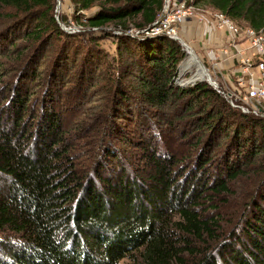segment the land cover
Here are the masks:
<instances>
[{
	"label": "trees",
	"instance_id": "1",
	"mask_svg": "<svg viewBox=\"0 0 264 264\" xmlns=\"http://www.w3.org/2000/svg\"><path fill=\"white\" fill-rule=\"evenodd\" d=\"M55 1L0 0V16L7 9L16 11L12 22L0 28L1 88L2 58L12 55L20 40H32L33 56L48 38L60 44L41 95L33 88L38 71L29 66L32 74L22 70L12 82L18 87L3 98L11 100L6 105L0 101V173L8 180L0 189V232L13 234L0 237V264H264V189L254 195L252 209L238 227L223 238L221 218L201 213L210 195L229 193V181L244 167L264 161V118L233 107L208 81L174 84L187 54L176 39L150 29L164 0H72L78 10L98 6L81 16L82 24L102 28V40L112 37L119 60L125 53L131 57L136 94L123 80V65L114 82L120 102L127 108L135 103L140 114L134 134L123 131L117 138L123 145L108 142L95 162L83 163L68 143L67 116L61 112L60 94L69 90L56 89L70 73V40L77 37L91 48L86 47L89 56L83 62L95 66L90 51L100 38L64 30L54 14ZM192 4L264 32V0ZM112 25L120 32L106 31ZM132 26L141 33L129 32ZM16 52L25 55L23 49ZM81 79L73 99L84 95L78 90ZM151 107L160 118L153 128L142 116L148 117ZM167 108L179 123L169 118ZM190 142L199 153L198 167L188 179L179 167L185 163L182 148ZM211 166H216L217 177L202 175Z\"/></svg>",
	"mask_w": 264,
	"mask_h": 264
},
{
	"label": "rangeland",
	"instance_id": "2",
	"mask_svg": "<svg viewBox=\"0 0 264 264\" xmlns=\"http://www.w3.org/2000/svg\"><path fill=\"white\" fill-rule=\"evenodd\" d=\"M55 6V17L58 19L61 26L62 24L64 25V30L70 33H89L90 35H95L100 38H98V47L97 45H93L94 50L90 51L93 52L90 55L93 56V61H96L95 66L93 63L88 66L84 65V58L89 56L88 54V56H85V53L87 52V46L85 47L82 41L77 37L70 40L69 45L71 50L69 53H67L69 58L68 65L70 66V73L67 81L63 83V86L60 83L57 85L56 89L59 93L62 91L61 89L69 90V92L65 95L64 93L62 94V92L60 95L62 97L61 112H65V116H67L65 120V130L69 134L68 143L73 146L72 152H79V157L82 159L83 163H90L94 159L92 161L93 163L101 156L103 152L102 147H104V145H106L108 142L114 144L117 143L119 144V146L123 145L122 141L117 139L120 137L119 135L122 134L123 131V134L130 133L133 135L135 126L138 127L137 125H135V122L137 121L136 117L138 118L140 114H136L135 110L137 108L135 103L133 104L134 106L128 105L130 111H135V117L132 116L134 117V122H132L130 120L131 114H129L128 112L129 109L125 104L120 102L118 91L120 87H117L114 82V78L117 77L116 70L119 69L121 65H123L124 67L122 71L126 70L127 73H122L123 75L126 74L124 76L126 79L123 78V80L124 82H127L129 88H132V93L136 94L137 90L135 88L137 87V79L136 75L134 74V71L136 70L135 68H133V63H131V57L129 56V54L125 53L124 55H122L120 60L119 56H116L118 55V50L115 44V40H113L112 37L104 38L102 40V28H90L88 25H85L86 23L82 24L81 16L83 14L85 15V13L87 14L88 12L93 13L95 10H97L98 6H94L89 11L78 10L77 6L72 0H56ZM216 12L217 11H214L212 9L195 8V14L192 17L196 18L199 24H201L199 18L203 17L206 20H204L202 24H209L211 18L215 16ZM15 15L16 11L7 9L4 12V15L0 16V28L10 24ZM160 16L158 17V19L160 18ZM62 18H65L64 22ZM65 22L68 24H66ZM131 28L135 29V26H132ZM117 29V27L112 25L109 26L106 31H111L112 33L116 34L118 32ZM211 33L213 32L211 31ZM186 34L181 31V33H179V36L181 35V38H183L191 47V55L194 54L195 56H197L199 62H202L200 63L203 64L205 70L209 72L210 77L212 78L211 81H215L218 88L216 85L212 86L216 90H220L222 95H227V92L232 88V84H237V79L236 76H233L231 74V65H228V69H222L220 65H216L212 62V60H210L212 52L217 50V48L215 47L220 45L213 46L211 42L203 43L201 40H197V35H193L191 37L188 36L187 39L185 37ZM48 35L49 33H46L45 37H49ZM206 38H208V36H206ZM177 41L180 42V40ZM35 45H37V43ZM56 45H60L57 39L48 38L45 45L40 47L36 52V55L33 56V49L31 50V47H33L32 40L24 38L18 42V47H15L14 53H12V55L10 53L6 57L2 58V60L4 61V65L1 70V73L3 74V84L2 88L0 86V101H4V105H6L11 100V98L7 99L6 101L3 98L9 96L10 91L15 86L18 87L19 84L14 85L12 84V82L17 79L22 70L24 71V73L28 72V74H32V70L34 69L35 71L37 69L39 75L36 76L35 85L33 86V88L36 89L35 95L39 96L42 94V91H44L46 87V85L44 84V79L51 73L50 69L52 67L53 60L55 59L56 50L58 49L56 48ZM88 48L90 47L88 46L87 49ZM102 48L104 50H102ZM182 48L184 49L185 47L182 45ZM21 49L25 50L24 56H20L16 52L21 51ZM184 51L187 54V51ZM188 57L189 55L187 54V57L181 63H179L177 67V71L173 80L174 84L178 86L187 87L195 85L201 81H206L197 79L198 77L203 76L202 74H199L200 67L198 63H191V65L184 64L182 66V63ZM102 59L105 61L103 66L102 64H100L102 62ZM29 66L32 70L29 69ZM89 73L90 77H88ZM193 75H195V81L192 83L189 82V80L192 79ZM79 76H81L82 78L81 80L83 81V86L81 84V87L83 88L78 90H81L84 95L82 96V99H73L71 97L73 96L74 91H77L74 86L78 84ZM71 87L72 89H70ZM138 102H140L139 99ZM144 107L146 108V111L149 109L147 106ZM115 108L117 111L115 110ZM140 108L142 109L141 102ZM151 109L153 112L151 113V111L149 110L148 117L146 113H142V116L147 118L148 122L153 128L154 126H158V121H160V118H157L156 116V109L154 107H151ZM168 111L170 114L169 118L172 119L175 124L179 123V118H177L176 116L177 114H173L171 109H169ZM122 113H124L126 117L122 116L124 115ZM168 124L169 122L166 121L165 125ZM33 126H36V123H34ZM120 127H123L124 129H120ZM150 129H146V132H150ZM194 129L196 130L197 128L194 127ZM139 131L141 132L142 130H140L139 128ZM152 134L155 136V138L157 137V135H155L153 132ZM184 145L185 147L182 148L183 152L181 151L182 153L180 157L185 159V163L184 165H180L179 169L182 168L183 172H186L185 174L186 176H188L187 178L191 179L193 177V170L198 167L197 165H195V160L199 153V149H194L195 145H192V142L186 143ZM133 148H129V150L131 149L132 151H134ZM218 151L220 152V148L218 149ZM263 163L264 161L260 159L257 163L255 162L254 165L251 164L248 165V167H244L245 170L240 173L235 180L229 181V193L219 195H210L211 193H208L213 198H208V200L204 202L201 213L206 217L221 218V238L228 235L231 230L238 227V223L240 224L241 222V217L246 216L249 213V210L252 209V207L250 208L249 206L251 205V203L253 204V198L255 197L254 195L260 194L264 189ZM215 167L216 166H211L208 168V170H205L204 168V173L202 172V175L206 173V176L209 178L217 177ZM7 183L8 180L6 176L0 173V189H3ZM5 231L6 232H0V237L4 238L8 235H13L8 229Z\"/></svg>",
	"mask_w": 264,
	"mask_h": 264
},
{
	"label": "built area",
	"instance_id": "3",
	"mask_svg": "<svg viewBox=\"0 0 264 264\" xmlns=\"http://www.w3.org/2000/svg\"><path fill=\"white\" fill-rule=\"evenodd\" d=\"M192 1L164 0L162 14L150 28L152 33L180 40L184 50H188L186 47L190 46L179 33L185 21L195 14L196 7ZM204 20L203 17L199 18L200 23ZM209 26L212 32L218 31L223 39L220 46L215 47L217 50L212 52L210 60L222 69H228V65H231V74L237 79V84H232L231 90L224 96L242 112L264 118V32L240 26L219 11L211 18ZM129 32L136 35L141 33L136 29Z\"/></svg>",
	"mask_w": 264,
	"mask_h": 264
},
{
	"label": "crops",
	"instance_id": "4",
	"mask_svg": "<svg viewBox=\"0 0 264 264\" xmlns=\"http://www.w3.org/2000/svg\"><path fill=\"white\" fill-rule=\"evenodd\" d=\"M181 30L184 34L187 33L185 36L187 39L188 36L191 37L193 35H197V40H201L203 43L211 42L213 46L220 45L223 40L222 35L218 31H213V33H211V28L208 23L199 24L197 19L194 17L188 18L182 25ZM206 36H208V38H206Z\"/></svg>",
	"mask_w": 264,
	"mask_h": 264
},
{
	"label": "bare ground",
	"instance_id": "5",
	"mask_svg": "<svg viewBox=\"0 0 264 264\" xmlns=\"http://www.w3.org/2000/svg\"><path fill=\"white\" fill-rule=\"evenodd\" d=\"M190 48H191V47H188V50H189V51H190ZM189 60H190V62H189V61L186 62L185 65H191V63H192V64H193V63H195V64L198 63V65H199V67H200V73H199V74L206 75V76H208L207 78L210 77V74L208 75L209 72L205 70L203 64H201L202 62H201V61H200L201 63L199 62L197 56H195L194 54H192ZM201 71H202V72H201ZM198 76H199V75H198ZM198 76H197V77H198ZM212 83H213V82H212ZM215 84H216V83H215Z\"/></svg>",
	"mask_w": 264,
	"mask_h": 264
},
{
	"label": "water",
	"instance_id": "6",
	"mask_svg": "<svg viewBox=\"0 0 264 264\" xmlns=\"http://www.w3.org/2000/svg\"><path fill=\"white\" fill-rule=\"evenodd\" d=\"M62 27H64V25L62 24ZM64 29V28H63ZM186 49H188L187 47H186ZM187 51V54L189 55V57L182 63V66L186 63V62H188L189 61V59H190V56H191V53H190V51L189 50H186ZM208 75H209V73H208ZM194 76L195 75H193L192 76V79L191 80H189V82H194L195 80H194ZM206 77H208V76H206V75H203V76H200V77H198L197 79H202V80H206V81H208L211 85H215V81L212 83V81H211V77H209V78H206Z\"/></svg>",
	"mask_w": 264,
	"mask_h": 264
}]
</instances>
